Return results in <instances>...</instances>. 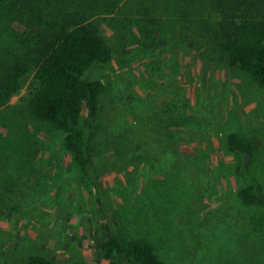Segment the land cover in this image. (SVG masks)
Returning a JSON list of instances; mask_svg holds the SVG:
<instances>
[{"label": "rangeland", "instance_id": "obj_1", "mask_svg": "<svg viewBox=\"0 0 264 264\" xmlns=\"http://www.w3.org/2000/svg\"><path fill=\"white\" fill-rule=\"evenodd\" d=\"M218 20L212 0H123L99 22L113 59L87 75L105 93L81 129L100 187L61 133L27 115L24 78L0 108L20 124L0 125L14 158L0 176V264H111L100 247L112 230L164 264H264V208L238 197L264 195V90L229 66ZM231 134L252 145L249 160L228 149Z\"/></svg>", "mask_w": 264, "mask_h": 264}, {"label": "trees", "instance_id": "obj_2", "mask_svg": "<svg viewBox=\"0 0 264 264\" xmlns=\"http://www.w3.org/2000/svg\"><path fill=\"white\" fill-rule=\"evenodd\" d=\"M122 1L0 0V108L33 74L35 86L28 95L27 115L63 135L65 151L93 187L100 184L81 119L85 116L88 128L94 127L105 87L87 75L113 59L99 22ZM212 4L219 18L218 44L229 66L249 75L264 90V0H212ZM14 121L2 115L0 125L14 128L12 134L17 135L20 124ZM226 144L230 151L251 158L252 145L238 135H229ZM8 160L0 152V176L14 162V158ZM238 197L245 204L264 208V195L256 188L242 189ZM100 251L106 261L115 258L111 264H164L148 244L125 242L113 230ZM26 263L51 264L37 256H29Z\"/></svg>", "mask_w": 264, "mask_h": 264}]
</instances>
